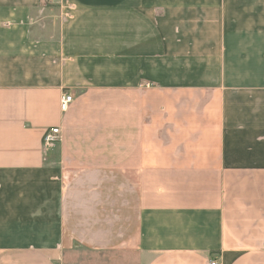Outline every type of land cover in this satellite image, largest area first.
I'll use <instances>...</instances> for the list:
<instances>
[{
  "label": "crops",
  "instance_id": "obj_1",
  "mask_svg": "<svg viewBox=\"0 0 264 264\" xmlns=\"http://www.w3.org/2000/svg\"><path fill=\"white\" fill-rule=\"evenodd\" d=\"M48 1L0 0V264H264V0Z\"/></svg>",
  "mask_w": 264,
  "mask_h": 264
},
{
  "label": "built area",
  "instance_id": "obj_2",
  "mask_svg": "<svg viewBox=\"0 0 264 264\" xmlns=\"http://www.w3.org/2000/svg\"><path fill=\"white\" fill-rule=\"evenodd\" d=\"M72 103V96L68 94H63L60 98V110L65 112L69 104ZM61 139L60 129L57 127L46 129L42 136V147L47 150L58 144ZM210 264H217L215 261H211Z\"/></svg>",
  "mask_w": 264,
  "mask_h": 264
},
{
  "label": "rangeland",
  "instance_id": "obj_3",
  "mask_svg": "<svg viewBox=\"0 0 264 264\" xmlns=\"http://www.w3.org/2000/svg\"><path fill=\"white\" fill-rule=\"evenodd\" d=\"M47 1H48V0H43V3L45 4V3H47ZM48 2H49V1H48Z\"/></svg>",
  "mask_w": 264,
  "mask_h": 264
}]
</instances>
